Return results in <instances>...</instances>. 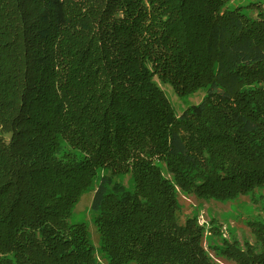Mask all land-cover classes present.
<instances>
[{
    "label": "trees",
    "instance_id": "16d2710c",
    "mask_svg": "<svg viewBox=\"0 0 264 264\" xmlns=\"http://www.w3.org/2000/svg\"><path fill=\"white\" fill-rule=\"evenodd\" d=\"M231 1L0 0V264H214L178 194L264 189V3ZM156 80L204 95L176 115ZM259 197L216 256L264 264Z\"/></svg>",
    "mask_w": 264,
    "mask_h": 264
},
{
    "label": "rangeland",
    "instance_id": "374dc122",
    "mask_svg": "<svg viewBox=\"0 0 264 264\" xmlns=\"http://www.w3.org/2000/svg\"><path fill=\"white\" fill-rule=\"evenodd\" d=\"M263 3L264 0H234L227 6L232 9L236 6L243 8L247 5ZM243 11L248 12L246 9ZM156 84L163 91L176 115H179L189 105L198 104L204 95V89H199L191 95L178 96L169 84H162L157 80ZM117 180L121 181L123 186L128 187L132 178L130 174H124L119 176ZM257 191L259 195L264 196V189ZM259 195L247 194L230 201H217L213 199L201 200L195 195L179 193L177 222L179 225H183L186 219L194 218L203 229L202 246L210 260L214 264H233L216 256L208 246L218 244L220 238L235 239L241 244L243 241L255 244L256 238L251 232L250 226L247 225V221H251L255 217H262L260 210L262 199ZM92 196V191H87L80 196L68 221L70 223H83L86 226L90 242L94 247V255L99 261L104 262L99 251V235L89 210Z\"/></svg>",
    "mask_w": 264,
    "mask_h": 264
}]
</instances>
